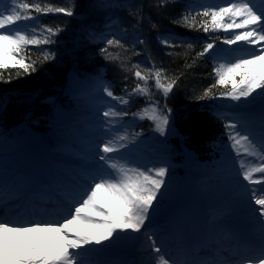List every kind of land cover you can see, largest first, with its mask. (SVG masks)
<instances>
[{
    "label": "snow or ice",
    "instance_id": "1",
    "mask_svg": "<svg viewBox=\"0 0 264 264\" xmlns=\"http://www.w3.org/2000/svg\"><path fill=\"white\" fill-rule=\"evenodd\" d=\"M169 0H157L158 6H164ZM37 14L57 12L72 16L70 7L42 6L36 0H0V80L4 79V71L18 68L24 73L35 71V61L26 63L23 55L27 46L48 45L53 43L52 37L60 29L46 27L37 33L36 27L28 23L36 19L31 12ZM134 14V13H133ZM197 16L207 18L199 24ZM140 19H143L141 16ZM174 23L187 28L202 30L204 33L224 31L223 43L237 45L243 42L244 49H238L239 55L219 56L214 65V83L208 87L199 99L213 98V89L217 86L231 85L230 89L221 93L233 101L247 100L254 94L264 99V0H227L222 6H206L195 15L190 12L183 14ZM14 26V27H13ZM156 27L155 24L152 25ZM241 30V31H237ZM47 33L45 35L44 33ZM219 39V37H217ZM107 45L123 48L119 39H108ZM143 44L144 41L139 40ZM166 47L176 45L168 38L161 40ZM247 46H255L249 48ZM193 45L188 44L191 49ZM215 48L213 42L204 44L202 51L197 52L193 60L204 57ZM112 59L118 55L108 53V48L102 50ZM169 52L168 55H172ZM51 58V53H44L43 59ZM223 62H220V61ZM188 64L187 67H191ZM132 74L136 83L131 91L125 89L124 95L116 96L105 87L106 95L119 105H128L133 96H143L146 107L131 113L133 117L148 119L155 125V130L164 134L169 126L171 109L166 106L161 109L159 101L152 98V87L157 94L167 97L173 91L179 76L169 77L163 68H157L155 63L150 68L141 70L138 64L132 65ZM10 78V75H9ZM238 78V79H237ZM149 81H154L150 87ZM123 110L109 107L102 112L109 123L128 116ZM225 136L230 141V147L237 157L242 153L254 158L247 161L238 160L239 175L247 182L249 203L253 211L264 224V138L257 142L250 133L244 132L237 123H223ZM127 135L102 141L98 145V159L103 162L96 175H93L77 195L63 202V211L58 220L29 221L20 223L0 217V262L7 264H85L83 257L95 246H105L125 233H137L144 237L147 245L145 251L150 259L143 264H264V231L261 233L259 252L257 255L240 256L233 259L213 249L200 248L191 258L177 259L165 245L163 238H157L155 231H150L152 214L156 210L159 198L163 195L162 188L166 184L169 168L166 166L131 167L121 162L112 154L119 153L127 147ZM258 206V207H255ZM44 233L48 239L29 249L16 250L9 257L8 249L3 246L7 241V233L27 234Z\"/></svg>",
    "mask_w": 264,
    "mask_h": 264
},
{
    "label": "trees",
    "instance_id": "2",
    "mask_svg": "<svg viewBox=\"0 0 264 264\" xmlns=\"http://www.w3.org/2000/svg\"><path fill=\"white\" fill-rule=\"evenodd\" d=\"M201 1L169 0L158 6L157 0H36L42 6L70 7L73 15L33 11L35 20L21 22L36 27L37 33L46 27L60 31L52 37L53 43L27 46L23 53L25 62L35 61V71L24 73L18 68L4 71V79L0 80V133L10 135L15 127L26 124L45 135L48 130L61 127L60 117L79 126L94 111L77 98L78 88L85 86L92 91L103 85L116 96H122L125 89L131 91L136 83L128 69L138 64L143 71L155 63L169 77H180L167 97L157 94L154 87L151 89L159 107L171 109L163 148L177 160L184 151L194 152L202 164L212 166L221 154L217 144L226 137L223 123L228 117L224 109L213 105V100L231 85L217 86L213 98L199 99L214 83L217 59L210 52L195 63L193 60L205 43L213 42L220 47L224 37L230 35L222 30L204 33L174 23L185 13L195 15L202 11L204 7L197 6ZM203 19L207 18L197 16V24ZM164 38L176 47L163 45ZM108 39H119L124 47L109 46ZM139 40L144 43H138ZM189 43L193 45L191 49ZM104 48L119 59L108 57L102 51ZM169 52L173 54L168 55ZM44 53H51V58L44 60ZM188 64L192 66L189 68ZM149 85H154V81H149ZM146 106L143 96H133L128 105L115 106L116 110L129 113L120 121L132 127V141L147 140L154 132L152 121L131 115Z\"/></svg>",
    "mask_w": 264,
    "mask_h": 264
},
{
    "label": "rangeland",
    "instance_id": "3",
    "mask_svg": "<svg viewBox=\"0 0 264 264\" xmlns=\"http://www.w3.org/2000/svg\"><path fill=\"white\" fill-rule=\"evenodd\" d=\"M212 2H215V6H222L227 3V0H212ZM222 46V50L213 49L217 59L219 56L239 55L240 53L237 50L246 47L243 42H238L237 45L231 46L223 43ZM247 47L252 48L255 46ZM220 62L223 61L221 60ZM103 89L98 88L97 92H93L88 98L87 104L94 107V114L92 117L83 120V125L81 130H79L80 133L77 132L72 137H69V135L62 136L60 139L57 136L58 140L63 142L62 145H65L66 149L68 150L69 148V150L65 152L66 154L64 152L60 153L59 157L54 154L55 161H52L50 164L51 168L46 172L47 178L37 175L40 180L34 184L28 177L29 172L23 167L28 162L25 164L26 161L20 155L26 150L27 152L43 154L47 147L39 145L35 139L29 137V134L23 128L16 130L14 134L15 144H13L11 155H0V180L2 181V183L0 181V187H8L5 192L7 194L11 189L17 191L13 196L9 197L10 203L7 200L3 201V203L0 202V204L8 203L0 206V214L3 211V218L8 220L13 218L14 221L22 223V220L18 221L16 219V217L18 218V216L22 215L21 212L12 208L18 206V204L15 205L14 203L24 196L23 194L28 188L34 187L31 194L36 197L35 200L40 199V196L48 195L51 180L55 181L54 190L61 197V201L65 200V196L61 195L60 190L78 188L80 191L83 187L82 184L85 185L86 181L96 175L103 164L98 159V145L102 141H107L120 135H127L128 140L122 142L127 143V147L119 153L112 154L114 157L119 158L121 162H126L131 167H142L145 170L149 167L159 166L169 168V173L165 178L166 184L161 190L163 195L159 198L156 210L152 214V221L158 218V221H161L160 223L163 222V228L168 229L171 223H168L167 220L173 214L174 209L188 208L194 202V204H199L201 208L198 218L200 217L202 220L201 224L205 240L200 246L195 247L193 245V247L196 250L200 248L207 249L208 245L213 246V243L217 242L214 246L218 245L221 248L223 243H229V235L224 233L232 231L230 226L238 224L241 227L238 220L239 216L249 211L253 213L251 218L257 215L253 211L254 206L249 203L247 182L240 177L238 165V160L241 158L245 159L246 162H254V158L247 157L243 153L241 157H237L230 147L231 142L226 137L217 144L220 145L221 154L212 166L201 164L198 156L191 151H184L183 160L176 161L173 164L168 162L170 158L161 152L160 146H158L159 148H153V152L144 153L140 144H132L130 142V129H126L123 122L115 120L109 123L107 122L108 118L102 116L103 111L108 110L114 102L116 103V101L106 95ZM214 101L218 107H223L229 111L228 122L237 123L238 127L244 132L250 133L257 142L264 138V99L254 94L253 97L247 100L233 101L228 97L219 96ZM108 104L110 105L108 106ZM153 133V142L165 141L167 133L161 134L156 130ZM73 143L82 146L77 148L73 145H68ZM129 156L130 158H128ZM57 158L59 161H57ZM228 187L231 188L232 192H227L226 189ZM227 193L232 194L228 195ZM226 198L229 202H226ZM222 201L225 202V205L221 203ZM201 202L202 204H200ZM32 213L34 214V212ZM152 221L149 225V230L155 231L158 238V235L162 236V232L154 228ZM262 231H264V227L259 229L251 227L249 229V232L257 238L261 236ZM179 232H181V234H178L183 237V240L189 239V234L185 228L181 227ZM128 234H122L120 238L114 239L105 246H95L94 250L87 252L83 257L85 264H123L124 260L129 257L126 249ZM41 235L43 237L41 242L33 245L30 242L31 237L28 236V233L23 235L7 233V241L4 242L3 246L8 249L9 257H11L16 250H26L44 243L48 237L44 233H41ZM221 236H225L227 239L222 242ZM146 247L144 237L141 235V244L138 248L139 264H143V262H147L150 259L145 251ZM180 247V250H173L175 257H177L176 253L181 252L183 245L181 244ZM133 260L132 264H136V259L133 258ZM0 264H7V262H0Z\"/></svg>",
    "mask_w": 264,
    "mask_h": 264
},
{
    "label": "bare ground",
    "instance_id": "4",
    "mask_svg": "<svg viewBox=\"0 0 264 264\" xmlns=\"http://www.w3.org/2000/svg\"><path fill=\"white\" fill-rule=\"evenodd\" d=\"M22 158H24V160H27L31 162V165L29 167H27L26 169L28 171H31L33 173H39L40 170H48L51 166L49 164V162H46L44 159V156L39 154V153H34V152H23L20 155ZM34 190V188H32V191ZM29 195L26 196V198L28 199ZM24 199V198H23ZM21 199L20 202H23ZM4 201V200H2ZM31 201V200H30ZM40 203V200H39ZM199 208L196 207L195 209H191V212H187L186 216H184L183 218H181L179 221H177L178 223H182L184 225H186V223H184L185 218L187 220H189L191 223H193L195 226H191L190 227V231L192 232V236L195 238V240L200 241L201 243H203V241L205 240V235L203 233V227L201 224V219L197 218V221H193V216L197 215L198 212H201L198 210ZM198 210V211H197ZM50 213V212H49ZM169 213V212H167ZM253 215V213H251V211L249 212H244V214H241L239 216V222H240V226L239 228H234V236L238 237L240 235H242L244 238H248V231L251 227H257V228H261L264 227V224L261 223L260 218L256 215L255 217L251 218V216ZM172 216V215H170ZM2 217V216H0ZM174 219H178V217H174ZM199 223V224H198ZM176 236V233L174 234ZM28 236H30V242L34 245V244H38L41 242V239H43L41 233H36V232H32V233H28ZM261 238V237H260ZM26 243V242H25ZM27 245H29L27 243ZM188 247H191L192 245L188 243ZM28 249V248H27Z\"/></svg>",
    "mask_w": 264,
    "mask_h": 264
},
{
    "label": "water",
    "instance_id": "5",
    "mask_svg": "<svg viewBox=\"0 0 264 264\" xmlns=\"http://www.w3.org/2000/svg\"><path fill=\"white\" fill-rule=\"evenodd\" d=\"M139 242V234L137 233H131L129 236V248L132 252V254H136V246Z\"/></svg>",
    "mask_w": 264,
    "mask_h": 264
}]
</instances>
